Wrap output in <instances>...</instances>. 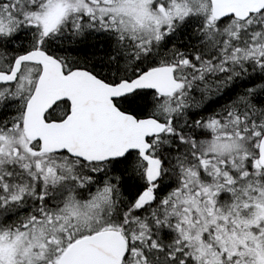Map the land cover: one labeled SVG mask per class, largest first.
Returning <instances> with one entry per match:
<instances>
[{
  "label": "snow or ice",
  "instance_id": "1",
  "mask_svg": "<svg viewBox=\"0 0 264 264\" xmlns=\"http://www.w3.org/2000/svg\"><path fill=\"white\" fill-rule=\"evenodd\" d=\"M0 264H264V0H0Z\"/></svg>",
  "mask_w": 264,
  "mask_h": 264
}]
</instances>
